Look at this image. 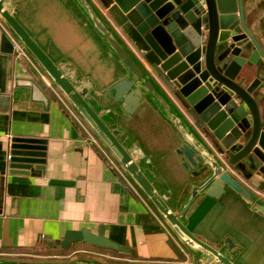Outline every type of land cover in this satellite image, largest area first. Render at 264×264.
I'll return each mask as SVG.
<instances>
[{
  "label": "crops",
  "instance_id": "1",
  "mask_svg": "<svg viewBox=\"0 0 264 264\" xmlns=\"http://www.w3.org/2000/svg\"><path fill=\"white\" fill-rule=\"evenodd\" d=\"M5 1L53 62L67 61L72 65L81 84L91 90L88 98L96 99L95 107L100 111V91L123 76L125 70L75 1ZM89 2L114 30L119 42L144 64L100 1ZM242 5L248 29L264 48V0H242ZM4 32L14 38L0 17V258L21 264H197V256L171 232L106 148L74 115L32 57L27 52L15 56L3 50ZM18 78L38 82L50 97L47 109L41 102L31 100L29 88L15 86ZM154 81L185 120L193 124L169 89L156 77ZM256 99L264 113L263 97L258 94ZM103 102L113 111L105 120L115 124L131 145L142 150L151 163L150 168L144 167L148 178L159 184L169 205L178 209L196 180L180 162L176 149L181 137L174 125L150 99L143 98L131 115L106 94ZM20 137L46 140L44 170L38 175L8 171L10 141ZM249 189L257 202L264 201L263 196ZM183 218L189 231L217 249L224 250L230 238L235 245V264H264V217L230 189L226 188L219 198L199 194ZM100 225L106 237L128 251L92 246L113 252L117 256L113 259L103 252L88 253L80 247L61 254L48 245L58 243L66 230L85 227L97 233ZM74 245L77 244L70 247ZM84 252L94 257H74Z\"/></svg>",
  "mask_w": 264,
  "mask_h": 264
},
{
  "label": "water",
  "instance_id": "2",
  "mask_svg": "<svg viewBox=\"0 0 264 264\" xmlns=\"http://www.w3.org/2000/svg\"><path fill=\"white\" fill-rule=\"evenodd\" d=\"M74 1L125 70L100 91V111L95 107L96 99L88 98L91 90L81 84L72 65L53 62L19 23L15 10L0 0V17L14 37L2 34L3 50L18 55L13 39L23 46L171 232L197 256V264H235V245L230 238L224 250L217 249L189 231L183 217L199 194L219 198L226 188L264 217V201L257 202L249 189L264 197V113L256 99L258 94L264 99V48L245 23L242 0H99L106 15L139 53L142 65L89 0ZM154 77L169 89L194 126ZM15 86L29 88L31 100L48 108L50 97L35 79L18 78ZM104 94L129 115L143 98L150 99L178 131L181 144L176 152L183 168L196 180L178 209L169 205L159 184L148 178L144 167L150 168L151 163L142 150L105 120L113 111L106 108ZM45 143L42 138H12L9 173L38 175L44 170ZM103 228L100 225L97 233L85 227L69 229L58 243L48 245L60 250L82 242L128 251L106 237ZM0 264L21 263L0 258Z\"/></svg>",
  "mask_w": 264,
  "mask_h": 264
},
{
  "label": "rangeland",
  "instance_id": "3",
  "mask_svg": "<svg viewBox=\"0 0 264 264\" xmlns=\"http://www.w3.org/2000/svg\"><path fill=\"white\" fill-rule=\"evenodd\" d=\"M75 115L80 119V117L78 116V114L77 113H75ZM81 120V119H80ZM82 245V246H81ZM80 247V249L82 248V250L83 251H85V252H88V253H94L95 251H100V252H103L106 256L108 255L109 257H111V258H113V259H115L116 257H115V255H113L114 253L113 252H110V251H108V250H104V249H102V248H95V247H92V246H90V245H83V244H81V243H79V245L77 244V245H74V246H72V247H69V248H66V249H60L59 250V252L61 253V254H66V253H69L72 249L71 248H73V249H75V250H77L76 248H79ZM95 250V251H94ZM79 253V254H76V255H74V257H79V256H81V257H94L93 255H88L87 253ZM47 262H49L48 260H51V259H45ZM52 260H56V259H52ZM59 260V259H58Z\"/></svg>",
  "mask_w": 264,
  "mask_h": 264
},
{
  "label": "built area",
  "instance_id": "4",
  "mask_svg": "<svg viewBox=\"0 0 264 264\" xmlns=\"http://www.w3.org/2000/svg\"><path fill=\"white\" fill-rule=\"evenodd\" d=\"M13 42H14V45H13V47H14V50L17 52V53H21V54H23V55H26L25 54V49L23 48V46L18 42V41H16L15 39H13ZM69 105V104H68ZM70 109H72L71 107H70ZM73 110V109H72ZM73 112H74V115H75V111L73 110ZM78 118V117H77Z\"/></svg>",
  "mask_w": 264,
  "mask_h": 264
},
{
  "label": "trees",
  "instance_id": "5",
  "mask_svg": "<svg viewBox=\"0 0 264 264\" xmlns=\"http://www.w3.org/2000/svg\"><path fill=\"white\" fill-rule=\"evenodd\" d=\"M92 246V245H91ZM102 248H104V247H102Z\"/></svg>",
  "mask_w": 264,
  "mask_h": 264
}]
</instances>
